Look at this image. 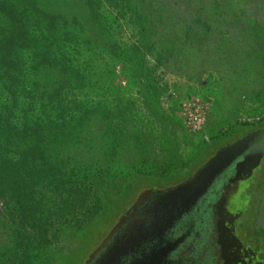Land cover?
<instances>
[{
  "label": "rangeland",
  "instance_id": "rangeland-1",
  "mask_svg": "<svg viewBox=\"0 0 264 264\" xmlns=\"http://www.w3.org/2000/svg\"><path fill=\"white\" fill-rule=\"evenodd\" d=\"M52 1L71 8L75 4L73 0ZM192 1L195 5L202 3L152 0L154 28L147 44L153 47L142 57V71L149 79L145 90L130 65L105 52L104 39L93 37V45L99 48L86 50L80 46L78 53L70 51L87 84L68 98L89 108L112 110L116 117L110 127L107 121L86 126L80 145L76 143L68 155L78 165L88 166V171L81 169L79 181L94 190L96 184L83 178L93 172L116 197L83 231L69 229V224L61 226L47 254L54 260L60 252L57 264H85L141 193L166 189L181 181L170 178L159 182L155 176L176 172L187 179L219 148L243 137L242 131L236 132L243 124L256 125L264 117V59H256L258 69L253 75L246 68L248 61L238 58L258 51L249 50L252 44L241 37L244 33L238 27L240 21L251 27L254 20L258 33L264 36V0H225L226 21L218 17L212 20L227 32L205 34L195 25L194 48H188L181 32L185 24L181 25L184 16L180 7ZM102 3L112 40L132 55L139 30L130 16L123 18ZM215 5L212 2L213 13ZM204 6L209 10L207 4ZM159 58L161 65L157 63ZM205 144L211 147L199 157ZM110 148H114V154H110ZM257 157L264 162V155ZM84 171L86 175L82 176ZM138 174L155 178L124 186L126 178Z\"/></svg>",
  "mask_w": 264,
  "mask_h": 264
},
{
  "label": "trees",
  "instance_id": "trees-1",
  "mask_svg": "<svg viewBox=\"0 0 264 264\" xmlns=\"http://www.w3.org/2000/svg\"><path fill=\"white\" fill-rule=\"evenodd\" d=\"M73 1L71 8L52 0H0V264H57L60 252L54 260L47 254L61 226L69 224V229L83 231L116 197L93 172L83 178L96 184L94 190L79 181L81 169L88 171V166L78 165L68 155L76 143L80 145L86 126L107 121L110 127L116 117L112 110L89 108L68 98L87 84L71 52L78 53L80 46L99 48L93 45V37L98 36L105 41L106 53L131 66L141 88L149 86L142 57L153 47L147 44L154 28L152 0ZM102 1L123 18L130 16L139 30L132 55L112 40ZM200 1V5L192 1L180 7L181 25L185 24L181 32L188 48H194L197 25L205 34L227 32L212 20L226 21L225 0ZM212 2L216 4L214 13ZM206 4L209 10L204 9ZM253 23L250 27L240 21L238 29L252 44L249 50L258 51L238 58L248 61L246 68L255 75L256 59H264V36ZM161 61L159 58L157 63L161 65ZM260 128H264V117L256 125L243 124L236 132L246 135ZM210 147L205 144L199 157ZM114 153L110 148V154ZM184 176L170 172L155 177L161 182L170 178L183 181ZM149 177L154 176L138 174L123 183L128 187Z\"/></svg>",
  "mask_w": 264,
  "mask_h": 264
},
{
  "label": "water",
  "instance_id": "water-1",
  "mask_svg": "<svg viewBox=\"0 0 264 264\" xmlns=\"http://www.w3.org/2000/svg\"><path fill=\"white\" fill-rule=\"evenodd\" d=\"M258 154L264 155V128L219 148L186 180L141 193L85 264H202L190 242L200 213L210 199L220 205ZM255 224L264 230V185Z\"/></svg>",
  "mask_w": 264,
  "mask_h": 264
},
{
  "label": "flooded vegetation",
  "instance_id": "flooded-vegetation-1",
  "mask_svg": "<svg viewBox=\"0 0 264 264\" xmlns=\"http://www.w3.org/2000/svg\"><path fill=\"white\" fill-rule=\"evenodd\" d=\"M262 160L241 170L220 205L212 206L210 199L200 213L190 242L202 264H264V230L255 224L264 185Z\"/></svg>",
  "mask_w": 264,
  "mask_h": 264
}]
</instances>
